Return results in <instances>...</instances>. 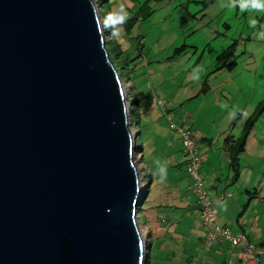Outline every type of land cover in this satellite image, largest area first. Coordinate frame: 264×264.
Returning a JSON list of instances; mask_svg holds the SVG:
<instances>
[{
  "label": "water",
  "instance_id": "1",
  "mask_svg": "<svg viewBox=\"0 0 264 264\" xmlns=\"http://www.w3.org/2000/svg\"><path fill=\"white\" fill-rule=\"evenodd\" d=\"M105 36L95 0H0V264L151 262Z\"/></svg>",
  "mask_w": 264,
  "mask_h": 264
},
{
  "label": "rangeland",
  "instance_id": "2",
  "mask_svg": "<svg viewBox=\"0 0 264 264\" xmlns=\"http://www.w3.org/2000/svg\"><path fill=\"white\" fill-rule=\"evenodd\" d=\"M112 2L114 12H118L123 6L127 12L132 8V12H128L129 17L137 14L140 17L133 34L129 35L123 28V31L118 33L117 44L113 41L112 33H107L109 37L105 38V42L108 47L111 44V58L117 62V65L124 67L125 58L133 60V63L129 64L130 67H134L132 82L128 83L130 79L126 75L122 78L128 90V102L133 104L130 115L138 112L142 114L140 125L143 126L145 150L144 153H138L136 160L137 165L142 166V170L139 169L141 185L144 187L143 206L139 208V219L141 225L148 229L145 237L151 245L147 256L151 258L150 264H167L166 257L171 251L164 249L165 243L158 237L157 228H152L151 231L149 226H146L155 206L154 195L157 192V178L152 180V174L147 167L148 159L152 158L149 144L157 141L155 130L158 126L165 134L173 137L174 133L170 131L169 126L175 125L178 128L190 129L194 139L197 141L201 139L207 145L209 152L212 150L216 152L217 155L214 157L220 161L218 155L223 152L225 140L230 132L234 131L235 125L231 126L228 120L227 125L230 124L231 130L227 132L229 129L224 124L223 113L226 106L220 100L222 90L208 93L205 97V85L209 83L214 86L220 85L227 79L225 73H219L217 76L216 74L222 70H226L227 73L228 65H232V57H228L226 53V48L230 44H236L239 48L245 47L251 52V55L247 53L237 59L240 67L247 65L254 69L257 67L258 70L253 75L257 78L263 76L264 41H259L256 37L264 31L261 28V25H264V14L247 10L241 12L238 6H233L238 0H152V2L112 0ZM97 5L99 9L102 8V4L97 3ZM102 15L101 22L104 28H107L106 24L109 23L106 22L107 14ZM251 20L256 21L255 27L250 26ZM182 49L184 50L181 51ZM121 52L124 54L122 55ZM240 70L243 69H234L231 73L232 79L235 80ZM254 85L257 88L258 83H253L252 79L250 87ZM137 92L141 99L139 108L134 106ZM154 98L164 103V107L169 111L170 122L164 113V108L156 101L153 105ZM249 101L251 100L247 98V103ZM262 101L258 108H261ZM262 108L264 109V105ZM149 109L151 113L157 115V118L149 117ZM249 112L250 110L247 111ZM132 129L134 135L139 137V127L132 126ZM151 130L154 131L153 135ZM140 147H142L141 143ZM203 168L204 172L202 171L201 174L208 190L213 180L209 175L210 167L207 170L205 166L202 170ZM180 230L185 233L188 228H180ZM186 239V242L193 240L196 246L185 248L177 246L174 264H191L188 260L192 256L196 257L194 264H199L200 252H197L199 248L195 242L196 238L186 236ZM172 249L174 250L175 247Z\"/></svg>",
  "mask_w": 264,
  "mask_h": 264
},
{
  "label": "crops",
  "instance_id": "3",
  "mask_svg": "<svg viewBox=\"0 0 264 264\" xmlns=\"http://www.w3.org/2000/svg\"><path fill=\"white\" fill-rule=\"evenodd\" d=\"M131 9L128 12H132ZM256 38L259 41H264L260 35ZM227 49H232L230 57H232L231 61L234 65L227 68V73L226 70H222L216 74L217 76L219 73H225L227 79L220 85L214 86L211 83L205 85L204 93L207 97L208 93L222 90L220 100L226 106L223 110L224 124L227 125L229 120L231 126L235 125L232 132H230V124L227 125L229 129L227 132L230 134L226 140L228 138L236 140L243 136L248 126V120L253 121L251 117L256 114L258 106L264 98V72L262 77L257 78L253 75L258 70L257 67L255 69L248 65L240 67L237 59L247 53L251 55V52L245 47L239 48L236 44H230ZM235 68L243 70H240L234 80L231 73ZM252 79L253 83H258L257 88L255 85L250 87ZM247 98L251 100L249 103H247ZM155 101L160 102L154 98L153 105ZM163 104L164 113L170 122L169 111ZM158 105L161 107L160 104ZM248 110H250L249 113H247ZM149 117L157 118V115L150 112ZM169 129L173 131V137L165 134L158 126V129L155 130L157 141L149 144L152 155V158L149 159L152 162V180L157 178V192L154 195L155 206L152 209L150 221L148 220L146 223L151 231L152 228H157L158 237L165 243L164 249L171 251L170 255L166 257V263L174 264L176 262L177 246H182V248L196 246L193 240L186 242V236H189L192 239L196 238L195 242L199 248L197 252H200L199 264H248L249 256L242 251L235 250L227 241L216 239L208 246L209 233L203 225L199 200L192 190L193 182L187 171L188 157L178 134L170 126ZM153 133L154 131L151 130V135ZM226 140L223 152L218 155L220 161L215 159L214 156L217 154L214 153V150L209 152L207 145L201 139L196 140L202 159L200 174L202 171L204 172L203 166H205V170L210 167L209 175L213 180L207 190L203 179L204 189L210 198H214L218 202L216 205L218 225L230 229L233 233L245 234L251 243L262 252L261 257L264 264V111L250 132L245 152L240 155L241 167L237 180L230 167L231 159L227 152ZM161 166L165 168L166 178L163 181L160 179L159 169ZM180 228H188V230L184 233ZM173 247H175L174 250ZM195 259L196 257L192 256L188 262L194 264Z\"/></svg>",
  "mask_w": 264,
  "mask_h": 264
},
{
  "label": "built area",
  "instance_id": "4",
  "mask_svg": "<svg viewBox=\"0 0 264 264\" xmlns=\"http://www.w3.org/2000/svg\"><path fill=\"white\" fill-rule=\"evenodd\" d=\"M162 106V102H159ZM180 137L181 143L188 157L187 171L192 179V190L197 195L201 209V216L203 225L208 230V246H210L216 239H222L230 243V245L244 254L249 256L248 264H263L262 252L249 240L243 233H233L230 229L224 228L217 223V200L210 198L204 189V181L200 174V167L202 159L199 152L197 141L193 138L190 131L178 128L171 125ZM143 157V156H142ZM138 218L140 216L138 215Z\"/></svg>",
  "mask_w": 264,
  "mask_h": 264
},
{
  "label": "trees",
  "instance_id": "5",
  "mask_svg": "<svg viewBox=\"0 0 264 264\" xmlns=\"http://www.w3.org/2000/svg\"><path fill=\"white\" fill-rule=\"evenodd\" d=\"M95 1H96V3L102 4V8L100 9L101 18L103 17L102 14H107V16H108L109 13L114 12L113 11V2H112V0H95ZM149 2H152V0H149ZM139 22H140L139 14L133 15L132 17H129V19H127V21H125V23L123 25H118L117 26V28L119 29L118 33L123 31V28H125L129 35L133 34L135 29H137V26H138ZM105 32H106V36L107 37H109V35H107V33L112 32V35L111 34L110 35L112 36L113 41L116 42V44H117V36L118 35H115V36L113 35V28L107 27V28H105ZM110 46H111V44L109 45V47L107 45V47L109 49V52H110V55L112 56L111 51H110ZM183 50L184 49H182L181 51H183ZM231 52H232V49H227L226 53H227L228 57L231 56ZM121 54L123 55L124 52H121ZM124 62H125V66L124 67H121L122 65H120V64L117 65L116 61H113V64L118 69V71L121 74V76L124 78L123 75H126V77L128 79H130L128 83H131L132 82V75H133V72H134V67H130L129 64H132L133 60H129L128 58H125ZM233 65L234 64L232 63V65H228V67L231 68ZM126 67H127V69H126ZM130 105H133V104L130 103ZM140 105H141V99L139 98V94L137 92V98H135L134 106L139 108ZM263 105H264V101L262 102L261 108L259 107L257 109L256 114L251 117V119H253V121L251 122V121L248 120V126L245 129L244 134H243V136H241V138L236 139V140L234 138H228L226 140L227 152L230 155V159H231V166L230 167H231V170H232L236 180L239 178V175H240V167H241L240 166V155L245 152V147H246L247 139H248V137L250 135V132H251L252 128L254 127V124L258 121L261 113L264 111V109L262 108ZM141 117H142V114L138 112V113H135V114L131 115V120H132V126L139 127V133H140V136H139V139H138L139 149H141V148L144 149L143 137H142V135H143V126L141 127V125H140ZM133 119H134V122H133ZM181 128L186 130V131H190L192 133V131L190 129H185L183 127H181ZM192 136H193V133H192ZM193 138H194V136H193ZM140 143H141L142 147H140ZM143 153H144V151H143ZM143 153H142V156H143ZM143 162H144V156H143ZM150 163L151 162L148 159L147 167L149 168V171L153 175ZM153 184L154 183H152V185ZM142 199H144V197H142ZM139 214H140V212H139Z\"/></svg>",
  "mask_w": 264,
  "mask_h": 264
},
{
  "label": "clouds",
  "instance_id": "6",
  "mask_svg": "<svg viewBox=\"0 0 264 264\" xmlns=\"http://www.w3.org/2000/svg\"><path fill=\"white\" fill-rule=\"evenodd\" d=\"M234 7H239L240 11H250L259 14H264V0H238V3L233 4ZM129 13L126 9L121 6L118 12L109 13L106 17V22L108 27L113 28V35H118L119 29L117 28L118 25H123L125 21L129 18ZM256 21L251 20L250 26L255 27ZM261 28L264 29V25H261ZM260 38H264V31L260 32ZM163 103V102H162ZM160 179L163 181L165 176V168L163 166L160 167ZM236 250V249H235Z\"/></svg>",
  "mask_w": 264,
  "mask_h": 264
},
{
  "label": "bare ground",
  "instance_id": "7",
  "mask_svg": "<svg viewBox=\"0 0 264 264\" xmlns=\"http://www.w3.org/2000/svg\"><path fill=\"white\" fill-rule=\"evenodd\" d=\"M107 36H105V38H106ZM106 40V39H105ZM126 85V84H125ZM127 92H128V90H127V87H126V98L128 99V96H127ZM131 128H132V120H131ZM136 135V134H135ZM138 168H142V166L139 164V166H138ZM142 170V169H141ZM141 176V175H140ZM141 183V182H140ZM142 186V185H141ZM140 230H141V232H142V234L144 235V236H146V232H147V228L145 227V226H142L141 225V228H140ZM145 239H146V237H145Z\"/></svg>",
  "mask_w": 264,
  "mask_h": 264
}]
</instances>
